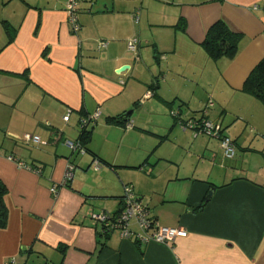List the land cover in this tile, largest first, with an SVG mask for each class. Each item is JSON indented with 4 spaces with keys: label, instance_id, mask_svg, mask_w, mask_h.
Masks as SVG:
<instances>
[{
    "label": "crops",
    "instance_id": "obj_1",
    "mask_svg": "<svg viewBox=\"0 0 264 264\" xmlns=\"http://www.w3.org/2000/svg\"><path fill=\"white\" fill-rule=\"evenodd\" d=\"M78 20L74 33L66 0H0V264H264V103L243 89L264 58V0H87ZM217 21L241 35L232 59L204 48ZM130 108L126 129L116 118ZM96 109L72 151L64 142ZM199 117L231 137L232 158L182 128ZM125 185L186 235H103L94 215L119 211Z\"/></svg>",
    "mask_w": 264,
    "mask_h": 264
},
{
    "label": "built area",
    "instance_id": "obj_2",
    "mask_svg": "<svg viewBox=\"0 0 264 264\" xmlns=\"http://www.w3.org/2000/svg\"><path fill=\"white\" fill-rule=\"evenodd\" d=\"M86 0H66V16L67 22L70 25L71 31L76 33L80 29V24L78 20V11L80 3ZM136 19V17H135ZM138 38L131 37L127 41V49L131 52H136L138 45ZM98 47H104L106 42L101 40L97 43ZM212 102L209 101L208 105H211ZM99 114V110L96 109L90 115L82 118L83 124L93 123L96 117ZM174 117H178V112L172 113ZM70 110H68L63 119L67 121L69 119ZM182 128L192 129L193 131L206 133L210 136H213L219 140L223 155L226 158H232L235 155V145L227 134L224 133V130L221 128V125L217 122L205 119L203 117L199 118H190L185 121H181ZM133 126L131 121H127L124 125L126 129H130ZM24 139H32L35 142H39V136L37 135H25ZM64 144L71 149L72 151H77L83 153L85 149L81 146L79 141H70L66 140ZM11 160H14L19 167L29 169L30 166L21 160H17L12 156L8 157ZM96 164H98L95 161ZM73 166L68 164L66 166L63 179L60 185H64L72 177ZM57 187L52 186L50 191L56 193ZM122 207L118 214L112 216L106 213H99L94 215L95 219L98 220L101 224V231L106 232L109 230L117 229L120 231V235L123 238H138V239H154L159 242H170L176 237H183L186 235V231L182 228H171L165 226H159L149 215V210L143 204L142 200L134 193L133 188L130 185H125L123 187L122 195ZM112 216V217H111ZM134 220L136 224L143 230L144 235L134 233L130 229V222ZM7 264H14V261L10 260Z\"/></svg>",
    "mask_w": 264,
    "mask_h": 264
},
{
    "label": "trees",
    "instance_id": "obj_3",
    "mask_svg": "<svg viewBox=\"0 0 264 264\" xmlns=\"http://www.w3.org/2000/svg\"><path fill=\"white\" fill-rule=\"evenodd\" d=\"M240 38L241 35L229 29L223 21H217L208 30L203 41V45L208 56L212 59H218L220 57H227L229 59H232L237 53ZM243 89L253 95L255 98L259 99L262 103H264V58H262L251 70V72L245 79ZM81 119L79 120V127L81 131V138L79 142L85 149L84 140H86L87 138V126L90 123L83 124ZM116 119L119 123L125 125L129 118L123 114ZM70 180L64 183V185H67ZM5 193L6 188L0 181V228H4L7 223V206L4 200ZM119 211L114 213L112 216L118 214ZM111 231L112 230L106 232L101 231V233L103 235H106Z\"/></svg>",
    "mask_w": 264,
    "mask_h": 264
},
{
    "label": "water",
    "instance_id": "obj_4",
    "mask_svg": "<svg viewBox=\"0 0 264 264\" xmlns=\"http://www.w3.org/2000/svg\"><path fill=\"white\" fill-rule=\"evenodd\" d=\"M125 68L124 67H122L121 69H120V71H122V70H124ZM132 110L130 109L129 111H126L125 113H124V115L126 116V117H129L131 114H132ZM211 193V192H210ZM209 193V194H210Z\"/></svg>",
    "mask_w": 264,
    "mask_h": 264
},
{
    "label": "rangeland",
    "instance_id": "obj_5",
    "mask_svg": "<svg viewBox=\"0 0 264 264\" xmlns=\"http://www.w3.org/2000/svg\"><path fill=\"white\" fill-rule=\"evenodd\" d=\"M136 104H137V103H136ZM130 109H131L132 111H134L133 108H130ZM130 109H128V111H129ZM177 110H178V109L173 110L172 113H173V112H178V114H179V111H177ZM136 112H137V111H136ZM170 114H171V113H170ZM172 115H173V114H172Z\"/></svg>",
    "mask_w": 264,
    "mask_h": 264
}]
</instances>
